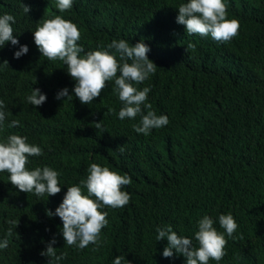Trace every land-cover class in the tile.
Masks as SVG:
<instances>
[{
    "label": "trees",
    "instance_id": "16d2710c",
    "mask_svg": "<svg viewBox=\"0 0 264 264\" xmlns=\"http://www.w3.org/2000/svg\"><path fill=\"white\" fill-rule=\"evenodd\" d=\"M186 2L73 0L61 13L57 0H0V15L14 16L19 41L0 48V100L8 113L0 141L26 136L42 150L29 157V170L49 166L61 185L55 196H36L20 192L0 172L6 184L0 181V241H9L0 249V264H48L40 253L53 238L57 255L68 254L59 264H113L120 255L131 264H186L175 252L163 257L167 240L156 241V228L171 225L198 247V221L208 215L223 232L218 218L229 213L238 224L235 239L226 236V255L209 264H264V0H224L228 18L240 23L239 34L227 43L185 32L176 16ZM55 15L78 26L81 55L113 39L132 45L143 39L158 68L137 87H150L147 103L168 124L147 136L136 133L133 125L141 117L119 119L123 104L114 81L92 103L81 104L66 65L41 55L33 40L37 23ZM21 45L28 53L14 58ZM35 88L47 97L42 106L27 101ZM63 88L73 98L57 100ZM13 120L20 123L9 128ZM92 163L132 180L124 188L129 203L103 209L108 224L95 251L92 244L68 246L62 221L46 214L59 206L67 187L86 179ZM10 220L18 226L7 236Z\"/></svg>",
    "mask_w": 264,
    "mask_h": 264
},
{
    "label": "clouds",
    "instance_id": "9594fccd",
    "mask_svg": "<svg viewBox=\"0 0 264 264\" xmlns=\"http://www.w3.org/2000/svg\"><path fill=\"white\" fill-rule=\"evenodd\" d=\"M26 14L30 7L21 3ZM73 0H57V8L61 13L71 9ZM227 4L224 0H187L178 7L176 23L183 25L189 35L210 36L219 43H227L239 34L240 23L236 18H228ZM15 18L11 14L0 15V48L6 42L12 45L19 43L14 36L12 25ZM33 33V40L41 55L49 61H62L67 67L68 75L75 81L72 89L81 104H90L100 97L101 92L114 81V91L118 94L123 107L118 112L121 120L141 117L139 124H134L133 129L138 134L149 135L151 130L158 129L168 124L166 115H157L152 105L147 103L150 87L139 89L150 75L157 70V65L148 58L150 48L143 39L130 44L128 40L113 39L110 44L99 50L84 52L78 41L81 32L71 20L55 15L50 19H41ZM27 45H21L14 53V58L27 54ZM3 63L7 64V61ZM73 98L68 89H61L55 97ZM47 97L39 88L32 90L27 101L32 106H42ZM5 104L0 100V129L3 128L8 113L4 110ZM114 112L115 109H109ZM18 120L11 121L8 127L19 125ZM99 129L101 122H96ZM119 151H125L123 146ZM42 155L39 146L28 143L26 136L10 134L6 140L0 141V172L8 174L9 182L20 192L34 193L36 196H55L61 192L59 173L49 166L36 167L29 170V157ZM5 184V180L0 177ZM132 183L127 174L121 175L118 171L110 170L107 166L92 163L88 168L86 179L79 184L67 187L62 202L55 211H46L49 217L57 216L62 221V236L68 246L85 249L90 244L95 245L94 251L101 244V231L108 224V212L104 208H122L130 201V194L124 188ZM84 189H86V194ZM219 226L224 231L214 227L215 221L208 215L198 221V231L195 240L198 247L193 245L192 239L180 236L171 225L156 228V241L166 238L167 246L162 255L171 258L176 254L186 259V264H209V261L219 262L226 255L227 237L235 239L234 232L238 228L234 217L221 214L218 218ZM12 227L8 228L7 236L13 235V230L18 226V221H8ZM55 238L46 245V250L40 255L49 257L48 264H59L67 257V253L57 255ZM9 245L7 238L0 241V249ZM113 264H131L124 256H117Z\"/></svg>",
    "mask_w": 264,
    "mask_h": 264
}]
</instances>
